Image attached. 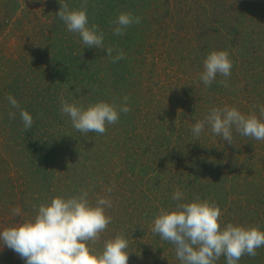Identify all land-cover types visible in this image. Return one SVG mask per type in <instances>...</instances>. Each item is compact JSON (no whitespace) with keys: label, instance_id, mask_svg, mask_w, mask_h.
<instances>
[{"label":"rangeland","instance_id":"374dc122","mask_svg":"<svg viewBox=\"0 0 264 264\" xmlns=\"http://www.w3.org/2000/svg\"><path fill=\"white\" fill-rule=\"evenodd\" d=\"M63 2L69 10L83 4ZM59 8V0H0V230L33 220L55 197L87 191L93 206L98 197L112 201L105 209L111 222L89 243L94 252L121 235L128 264H181L174 246L151 231L162 209H175L179 189L184 203L218 205L221 228L264 231V140L234 128L233 144L207 125L199 136L192 132L212 108L225 106L264 121V0H87L89 27L104 33V48L125 53L115 63L69 32ZM120 13L141 21L117 36ZM221 50L233 62L231 76L218 74L206 88L204 60ZM8 95L32 115L27 131ZM124 96L130 111L103 135L79 132L60 112L62 100L119 107ZM0 264L25 261L4 246ZM238 264H264V247Z\"/></svg>","mask_w":264,"mask_h":264},{"label":"clouds","instance_id":"9594fccd","mask_svg":"<svg viewBox=\"0 0 264 264\" xmlns=\"http://www.w3.org/2000/svg\"><path fill=\"white\" fill-rule=\"evenodd\" d=\"M60 8L56 13L69 32L78 33L83 44L89 48L106 50L111 62L125 58V53L112 47L104 48V33L97 25L89 27L86 11L87 0L78 10H69V4L59 0ZM140 17L131 13H120L113 22V34L124 35L125 29L139 24ZM204 71L200 80L207 88L219 74L231 76L233 62L226 51H213L204 60ZM228 87L227 80H221ZM129 97H123L119 107L115 103L98 102L86 109L62 100L60 112L70 116L73 127L81 133L106 132V124H116L120 113L127 114ZM12 108L19 110L25 131L33 125L30 113L20 108L12 95L7 96ZM16 113L9 112V118L15 119ZM260 116L264 117V106L260 107ZM213 134L233 144L232 130L240 135L264 140V121L256 115H244L235 107L212 108L209 114L193 127L194 135L199 136L205 126ZM223 178V177H222ZM113 188H107L111 193ZM175 209L161 210L153 221L151 231L163 241L174 246L175 255L181 264H216L224 256L227 264H238L244 255L255 257L257 249L264 247V231L257 227H244L227 224L221 228V209L216 204L195 199L184 203L183 193L177 189L172 195ZM112 207V201L98 197L93 206L89 203L88 192L68 198L55 197L47 204H41L33 220L0 230V248L6 246L14 251L25 264H128V241L121 235L106 241L100 253L94 252L89 243L100 239V234L111 222L105 214ZM13 215H19V207L12 209Z\"/></svg>","mask_w":264,"mask_h":264}]
</instances>
